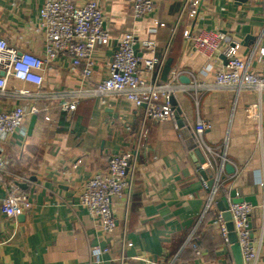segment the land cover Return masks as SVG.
<instances>
[{
    "label": "crops",
    "instance_id": "obj_1",
    "mask_svg": "<svg viewBox=\"0 0 264 264\" xmlns=\"http://www.w3.org/2000/svg\"><path fill=\"white\" fill-rule=\"evenodd\" d=\"M96 1L111 36L107 44H97L92 50L89 81H82L71 67L70 55L60 52L45 63L41 85L28 84L31 89L60 92L104 78L118 38L128 29L133 31L138 57L150 55L141 44L148 39L155 43L154 55L162 59L149 70L140 65L147 80L156 77L165 82L177 72L176 81L188 83L181 77H189L192 71L196 79L212 81L224 64L225 43L213 56L203 55L183 34L188 30L193 35L202 28L224 32L238 43V54L249 60V69L264 72V56L257 52L264 39V0H197L193 16L188 14L189 0H153V10L138 17L133 15L132 0ZM42 3L0 0V36L20 51L42 55L43 37L37 27ZM9 83L18 86L21 82L10 79ZM256 99L251 89L239 93L230 88L200 89L196 96L173 93V105L184 127L193 135L196 119L208 120L204 142L224 151L235 169L233 173L221 170V185L206 209L207 180L215 176L216 168L206 166L207 178L201 176L175 118H145L143 107L121 95L83 97L73 111L61 110L57 98L28 100L26 105L34 103L39 108L31 131L28 125L34 114H27L22 126L0 138L5 160L0 203L10 181L31 201L29 209L15 216L0 210V264H244L233 227L226 220L227 232L221 233L215 222L217 201L222 202L223 196L231 199V189L258 203L249 222L254 244H259L256 264H264V210L259 206L263 192L258 185L264 167V93L261 141L256 126L245 117L246 107ZM14 104L0 99L3 108ZM136 145L130 194L114 199L116 226L106 232L98 218L78 204L77 194L93 172L106 167L111 154ZM123 239L131 244L123 245ZM96 244L103 249L97 261L89 253V247Z\"/></svg>",
    "mask_w": 264,
    "mask_h": 264
},
{
    "label": "built area",
    "instance_id": "obj_2",
    "mask_svg": "<svg viewBox=\"0 0 264 264\" xmlns=\"http://www.w3.org/2000/svg\"><path fill=\"white\" fill-rule=\"evenodd\" d=\"M189 1L192 7L188 14L193 16L197 0ZM153 6V0H132L134 17L150 13ZM159 25L163 26L164 23L160 22ZM37 27L43 37L42 55L27 50L20 51L0 36V99L15 101L9 109L0 105V138L22 126L27 114L38 112L37 105L34 103L26 105V102L43 96L57 98L61 110L73 111L83 97L121 95L133 101L136 106L143 107L145 118L171 121L175 118V107L171 102L175 91L190 92L196 96L200 89L230 88L235 93L243 89L255 91L257 99L246 107L245 117L256 126L257 140L261 141V95L264 93V72L251 71L249 60L241 58L238 54V43L233 42L221 30L202 28L193 35L188 30L183 32L185 36L191 38L194 48L207 57L213 56L221 44L225 43L223 53L226 62L215 71L210 82L196 79L192 71H188L190 77L188 83L177 82V72L165 82L157 81L156 77L147 80L140 65L149 70L155 65H160L162 59L154 55L155 43L148 39L142 40L141 44L150 51V55L138 57L133 48L135 42L133 31L128 29L118 38L104 78L66 91L42 93L31 89L28 84L38 88L43 81L42 70L45 63L55 59L60 52H67L70 55L72 69L78 72L82 81L88 82L93 71L92 50L97 44H107L111 32L104 25L103 12L96 0L83 2L43 0L38 11ZM257 52L259 57L264 56V39ZM10 79L19 80L21 83L18 86L10 85ZM45 119H48V116H45ZM209 127L208 120L198 117L193 130L194 139L205 159L197 170L212 165L216 168L205 209L213 202L214 195L221 185V170L228 162L224 151L216 150L204 142L202 133ZM138 150L136 145L130 150L111 154L106 167L93 172L77 194L78 204L86 208L89 214L96 216L106 232H112L116 226L112 210L114 199L123 194L128 196L130 194ZM4 167L5 160L0 149V179ZM258 185L263 192V200L259 206L264 210V167ZM30 206L28 195L12 181L8 182V190L1 199L0 210L7 215L15 216L24 213ZM255 206L245 200L232 201L230 198L228 200L230 219L244 264H256L259 256V244H254L249 222V215ZM215 222L221 233L227 232L226 219L221 210L216 213ZM122 244L131 243L123 239ZM193 245L195 246L194 243ZM102 250L97 244L89 247V253L96 261Z\"/></svg>",
    "mask_w": 264,
    "mask_h": 264
},
{
    "label": "water",
    "instance_id": "obj_3",
    "mask_svg": "<svg viewBox=\"0 0 264 264\" xmlns=\"http://www.w3.org/2000/svg\"><path fill=\"white\" fill-rule=\"evenodd\" d=\"M239 1H245V0H239ZM222 58H223V63H225L226 62L225 56L223 55ZM181 80L183 82H189L190 79H189L188 76H185V77H181ZM171 102H172V104H174L172 99H171ZM178 113H179L178 109L175 108L174 115H175L177 126L179 127V130H180V135H181V137H183V139L185 141V145H186L187 149L189 150V154H190L191 158L193 159V161L195 162L196 167H199L200 164L203 163L204 160H205L204 156H203V153H202L201 149L197 146V143H196L192 133L189 131V129L184 127L183 121L179 118ZM35 119H36V115L34 114V115L31 116V120H30L29 125H28V132H30L31 129L33 128ZM224 168L229 173H233L234 170H235L233 165H231L228 162H226L224 164ZM199 172H200L201 176L204 179L207 178V176L205 175V170L204 169H199ZM212 183H213V178H210V179L207 180V184L209 186L212 185ZM229 197H231L232 201L245 200V201H249L253 205H257V201H256V199H254V197H252V196L240 197V196H238L236 194V190L235 189H231L229 191ZM221 201L222 202L217 201L218 208H219V210L222 211L223 217L227 220L228 225L230 227H233L231 219H230L231 215H230V212L228 210V201H227L226 197L223 196L221 198Z\"/></svg>",
    "mask_w": 264,
    "mask_h": 264
}]
</instances>
